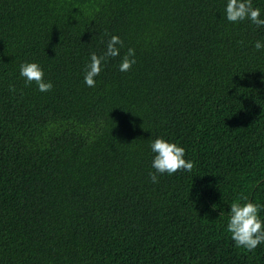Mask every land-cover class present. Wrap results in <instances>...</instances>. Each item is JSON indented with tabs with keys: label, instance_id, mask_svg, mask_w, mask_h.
Segmentation results:
<instances>
[{
	"label": "trees",
	"instance_id": "obj_1",
	"mask_svg": "<svg viewBox=\"0 0 264 264\" xmlns=\"http://www.w3.org/2000/svg\"><path fill=\"white\" fill-rule=\"evenodd\" d=\"M224 4L0 0V264H264L219 212L264 203V28L228 22ZM114 34L137 62L112 58L88 87ZM25 61L51 91L25 84ZM158 136L194 167L154 184Z\"/></svg>",
	"mask_w": 264,
	"mask_h": 264
},
{
	"label": "clouds",
	"instance_id": "obj_2",
	"mask_svg": "<svg viewBox=\"0 0 264 264\" xmlns=\"http://www.w3.org/2000/svg\"><path fill=\"white\" fill-rule=\"evenodd\" d=\"M224 18L233 24L249 21L257 28H264V10L253 5L252 0H225ZM124 41L119 35H111L107 41L106 49L101 53L91 52L83 69L84 83L88 87H96L97 77L101 75L112 58L120 57L119 71L127 72L136 64V49L128 47L121 56ZM253 47L255 50L264 51V39H257ZM20 76L26 85L33 82L42 93L51 91L54 84L45 78L44 67L38 61H25L20 64ZM153 154L149 176L152 183H158L159 177L169 176L178 171H191L194 162L186 159V149L178 142L164 136H158L149 144ZM254 190L264 193V176L255 180L252 185ZM214 210L218 207L213 206ZM220 217H227L226 230L231 235L235 246L252 252L260 245H264V203L255 201L248 196H241L233 200L228 210L219 209Z\"/></svg>",
	"mask_w": 264,
	"mask_h": 264
}]
</instances>
